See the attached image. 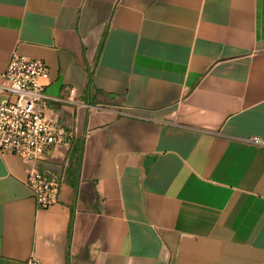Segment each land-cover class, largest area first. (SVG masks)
I'll use <instances>...</instances> for the list:
<instances>
[{
  "label": "crops",
  "instance_id": "obj_1",
  "mask_svg": "<svg viewBox=\"0 0 264 264\" xmlns=\"http://www.w3.org/2000/svg\"><path fill=\"white\" fill-rule=\"evenodd\" d=\"M15 53L75 136L48 209L0 152V264H264V0H0Z\"/></svg>",
  "mask_w": 264,
  "mask_h": 264
},
{
  "label": "built area",
  "instance_id": "obj_2",
  "mask_svg": "<svg viewBox=\"0 0 264 264\" xmlns=\"http://www.w3.org/2000/svg\"><path fill=\"white\" fill-rule=\"evenodd\" d=\"M49 77L45 63L17 53L0 72V152L16 155L29 164L26 184L41 209L59 202L60 183L41 173L36 162L54 146L70 145L75 136L74 130L46 116ZM73 95L74 90H70L67 100L73 101ZM250 141L264 144L258 137ZM28 264L39 262L31 258Z\"/></svg>",
  "mask_w": 264,
  "mask_h": 264
}]
</instances>
